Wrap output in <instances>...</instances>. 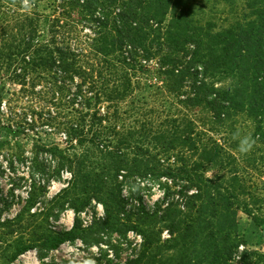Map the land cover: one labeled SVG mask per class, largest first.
Listing matches in <instances>:
<instances>
[{
  "label": "trees",
  "instance_id": "1",
  "mask_svg": "<svg viewBox=\"0 0 264 264\" xmlns=\"http://www.w3.org/2000/svg\"><path fill=\"white\" fill-rule=\"evenodd\" d=\"M195 1L0 0V133L25 136L39 122L64 145L15 155L33 171L12 218L0 186V264L130 234L141 243L125 264H264V249L248 246L238 222L244 213L264 227V183L250 173L258 166L206 140L214 127L191 115L209 114L218 128L245 117L264 148V0H244L226 28L203 23ZM142 76L160 81L159 108L139 98L152 87ZM7 84L44 105L32 116L11 109L4 123ZM156 187L162 197L148 207L142 192ZM97 206L102 214L85 225L82 214ZM68 209L73 227L50 229Z\"/></svg>",
  "mask_w": 264,
  "mask_h": 264
},
{
  "label": "rangeland",
  "instance_id": "2",
  "mask_svg": "<svg viewBox=\"0 0 264 264\" xmlns=\"http://www.w3.org/2000/svg\"><path fill=\"white\" fill-rule=\"evenodd\" d=\"M194 9L197 17L203 23L210 21L215 23L218 28L230 27L246 10L244 0H235L233 3H227L224 0H196ZM41 10L44 9L41 8ZM149 76L152 77L151 75ZM142 77L143 82L141 85H143V88L146 85H152V87L140 92L139 98L148 106L151 105L159 108V103L162 101L157 100L156 89L160 88V81L155 78L146 79V76ZM1 83L3 82L0 77V85ZM4 95V123H7L6 119L8 116L6 115H10V112H7L11 109L12 111L18 110L20 113L26 111L29 116H32L30 112L31 108L37 109L44 105L42 99L41 102L38 101V97L25 96L21 90V86L7 84ZM165 105L168 106L169 104ZM45 112L48 113L47 111ZM191 115L199 125H206L205 128H201V131L203 128L210 129L209 127H214L212 132H208L205 139L211 138L220 143L229 152H232L235 147L239 149L240 140L244 137H251L253 140L252 124L245 117H239L235 124L229 121L225 126L218 128V126L212 125L209 114L197 111L191 113ZM61 136L58 135V132L45 125H41L39 122L36 123L32 130H28L25 136L15 137L9 135L4 130L0 133V186L3 189L5 197L11 198V206L4 211V217L12 218L24 207L29 191L28 179L33 171L30 162H14L15 155L24 152L30 157L37 144L48 146L60 144L64 146L60 139ZM246 154L253 156L252 159L258 166L257 171L252 170L250 172L252 177H254L253 181L261 184L264 183V148L254 143L249 151L243 153L245 160ZM216 174H218V170L208 173L210 177ZM67 178H69V175L64 174L61 181L52 182L48 193L50 198L54 197L66 186L64 181ZM12 190H15V194L20 195V198H14L15 200L12 201ZM142 194L145 195L144 200L148 207H152L162 197V192L157 187L152 191H144ZM102 212L101 206H97L95 210L88 209L81 216L84 224H90L95 214L101 215ZM238 222L239 232L247 241L248 246L250 248L264 249V227H256L252 220L244 213H239ZM73 223L74 213L68 209L60 214L58 220L50 219L48 226L53 230H69L73 227ZM168 237L167 232H164L163 239H167ZM106 241L107 244L101 246L87 245L80 240L67 242L58 250L48 252L44 256L38 255L36 251H29L13 264H125L126 261L139 252L141 238L136 234H130L126 239L112 236L106 239Z\"/></svg>",
  "mask_w": 264,
  "mask_h": 264
},
{
  "label": "clouds",
  "instance_id": "3",
  "mask_svg": "<svg viewBox=\"0 0 264 264\" xmlns=\"http://www.w3.org/2000/svg\"><path fill=\"white\" fill-rule=\"evenodd\" d=\"M253 144L254 140H252L251 137H244L240 140L239 151L242 153H246L251 149Z\"/></svg>",
  "mask_w": 264,
  "mask_h": 264
}]
</instances>
